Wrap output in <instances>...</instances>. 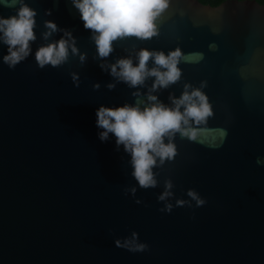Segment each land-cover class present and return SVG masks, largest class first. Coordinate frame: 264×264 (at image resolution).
<instances>
[{"label":"water","instance_id":"1","mask_svg":"<svg viewBox=\"0 0 264 264\" xmlns=\"http://www.w3.org/2000/svg\"><path fill=\"white\" fill-rule=\"evenodd\" d=\"M10 2L0 0V17L15 15ZM24 3L37 12L30 55L10 70L0 43V264H264V164L256 163L264 160V5L168 0L155 36L120 38L101 59L72 0ZM45 21L58 28L48 40ZM65 31L77 55L40 69L36 50L68 39ZM141 49L181 53L180 80L151 93L159 102L172 107L169 97L187 83L212 109L190 122L193 139L175 134L176 155L153 169L158 184L149 189L133 178L123 145L111 133L102 142L96 126L100 106L148 105L154 77L132 88L108 67L121 58L135 65ZM165 180L173 195L161 202ZM189 189L206 203L196 207ZM165 204L170 213L159 211ZM133 232L146 252L116 246Z\"/></svg>","mask_w":264,"mask_h":264},{"label":"clouds","instance_id":"2","mask_svg":"<svg viewBox=\"0 0 264 264\" xmlns=\"http://www.w3.org/2000/svg\"><path fill=\"white\" fill-rule=\"evenodd\" d=\"M72 3L80 14L83 27L93 33L92 39L97 55L101 59L112 53L113 42L120 38L148 39L155 36L157 34L155 21L168 7V0H72ZM6 6L16 8L15 15L0 17V43L7 46L3 63L11 70L32 51L30 42L36 40L34 28L37 12L24 3V0H11ZM45 14L51 13L47 11ZM44 27L46 31L42 33V37L45 40L58 31L57 25L52 21H45ZM64 36L68 39L62 37L36 50L35 61L40 69L47 65L57 68L66 63L69 50L72 55H77L78 49L71 33L65 31ZM180 55L179 50L170 51L166 55L163 51L141 49L137 53L138 62L135 65L130 58H121L108 66L110 75L132 88L142 86L148 77H154L147 94L149 103L143 109L139 104L132 106L125 104L115 108L100 106L96 110V126L103 129L98 134L99 139L102 142L106 141L111 133L115 137L116 145L118 147L123 145L124 151L131 157V174L141 189L157 187V174L153 169L175 157L176 147L171 142L175 134L179 133L182 138L193 139L194 133L188 127L190 122L203 123L212 115L206 95L199 88H192L190 84H184V91L180 97H169L172 107L165 106L151 94L180 80L182 72L177 66ZM79 58L83 62L84 54H80ZM150 60L154 64L151 68L148 67ZM100 67L103 69L104 65ZM72 80L78 86V77L75 73L72 74ZM93 87L98 89L99 85ZM107 87L111 90L115 85L109 84ZM201 87L204 85L201 84ZM189 88L192 90L188 91ZM134 95L139 96V93ZM165 138H168L167 143ZM256 163L264 164V160L257 158ZM173 186L171 180H165L164 191L157 200L162 202L170 198L173 195L171 191ZM129 191L135 195L136 188L133 187ZM186 195L195 201L196 207L206 203L192 189H189ZM187 203L184 200H177L176 206L184 207ZM172 209V204H165L159 211L170 213ZM138 240V234L133 232L130 239H125L123 243L117 240L115 243L117 247L125 248L132 253L146 252L148 245Z\"/></svg>","mask_w":264,"mask_h":264},{"label":"trees","instance_id":"3","mask_svg":"<svg viewBox=\"0 0 264 264\" xmlns=\"http://www.w3.org/2000/svg\"><path fill=\"white\" fill-rule=\"evenodd\" d=\"M202 4H207V5H217L218 3H220L223 0H197ZM256 2H258L259 4H263L264 5V0H255Z\"/></svg>","mask_w":264,"mask_h":264}]
</instances>
